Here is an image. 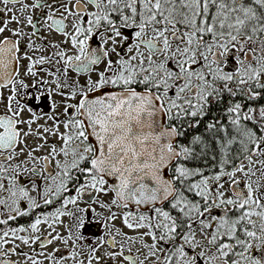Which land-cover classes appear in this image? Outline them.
Returning a JSON list of instances; mask_svg holds the SVG:
<instances>
[{
    "label": "snow or ice",
    "instance_id": "6c2138e0",
    "mask_svg": "<svg viewBox=\"0 0 264 264\" xmlns=\"http://www.w3.org/2000/svg\"><path fill=\"white\" fill-rule=\"evenodd\" d=\"M0 264H264V0H0Z\"/></svg>",
    "mask_w": 264,
    "mask_h": 264
}]
</instances>
